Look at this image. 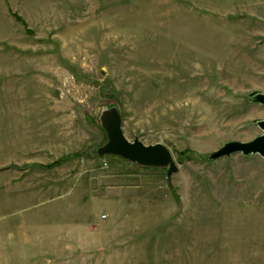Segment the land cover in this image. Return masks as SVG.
<instances>
[{
    "label": "rangeland",
    "instance_id": "374dc122",
    "mask_svg": "<svg viewBox=\"0 0 264 264\" xmlns=\"http://www.w3.org/2000/svg\"><path fill=\"white\" fill-rule=\"evenodd\" d=\"M98 87H94V82ZM264 0H0V264H264ZM177 172L98 157V118Z\"/></svg>",
    "mask_w": 264,
    "mask_h": 264
},
{
    "label": "water",
    "instance_id": "95a60500",
    "mask_svg": "<svg viewBox=\"0 0 264 264\" xmlns=\"http://www.w3.org/2000/svg\"><path fill=\"white\" fill-rule=\"evenodd\" d=\"M97 88V82H94ZM253 101L264 107V94H256ZM99 126L103 130L106 140L98 147L94 154L98 157H118L130 164L143 168L166 169L167 179L177 172L174 158L168 148L162 144L144 145L137 138L128 141L123 133L122 117L116 106L107 107L102 111L99 118ZM262 135L250 142H229L218 151L210 155V160L228 158L235 154L245 157L258 155L264 159V120L257 123Z\"/></svg>",
    "mask_w": 264,
    "mask_h": 264
}]
</instances>
